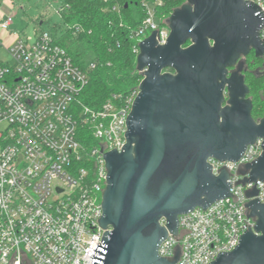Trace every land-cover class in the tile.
<instances>
[{
  "label": "built area",
  "instance_id": "built-area-1",
  "mask_svg": "<svg viewBox=\"0 0 264 264\" xmlns=\"http://www.w3.org/2000/svg\"><path fill=\"white\" fill-rule=\"evenodd\" d=\"M3 1L0 52L9 60L0 54V264H91L95 245L111 230L99 225L107 173L103 153L124 145L138 89L87 104L82 95L96 62L82 56L75 61L63 40L82 30L62 20L69 5L51 4L63 23L59 34L57 26L40 27L39 19L33 34L23 36L12 26L14 9L3 11ZM249 1L264 16V0ZM159 3L144 0V17L129 29L136 56L139 42L153 30L159 44L169 34L167 20L156 15ZM259 37L264 44V24ZM261 142L248 144L237 161L208 158L213 173L228 172L231 195L180 214L178 231L162 239L159 256L171 259L178 248L174 264H208L238 244L239 235L255 224L247 216L246 191L256 183L253 197L264 202V181L242 183L240 172L261 153Z\"/></svg>",
  "mask_w": 264,
  "mask_h": 264
},
{
  "label": "water",
  "instance_id": "water-1",
  "mask_svg": "<svg viewBox=\"0 0 264 264\" xmlns=\"http://www.w3.org/2000/svg\"><path fill=\"white\" fill-rule=\"evenodd\" d=\"M167 22L164 43L155 30L139 42L142 79L125 143L103 153L99 225L111 230L95 245L91 264H174L178 248L165 259L158 246L177 233L178 216L231 195L228 172L213 173L208 158L237 161L261 138V153L240 172L242 183L264 181V113L251 116L242 59L250 51L264 58L263 12L249 0H186ZM255 185L244 204L255 224L208 264H264V202L253 197Z\"/></svg>",
  "mask_w": 264,
  "mask_h": 264
},
{
  "label": "trees",
  "instance_id": "trees-1",
  "mask_svg": "<svg viewBox=\"0 0 264 264\" xmlns=\"http://www.w3.org/2000/svg\"><path fill=\"white\" fill-rule=\"evenodd\" d=\"M69 5L62 20L68 24H79L82 28L76 39L82 40L92 52L91 60L96 62L89 72V80L83 91V98L89 105H98L112 94L122 97L138 89L142 73L136 69V55L132 52L133 41L129 29L135 27L145 15L144 0H61ZM153 1V0H151ZM155 5L157 17L166 21L172 10L181 5V0H159ZM113 6H118L116 12ZM122 23V25H120ZM71 34L70 32H68ZM188 43V42H187ZM186 43V44H187ZM68 50L72 53L71 49ZM254 60L256 57L253 51ZM78 61L80 54H73ZM82 60L81 65H85ZM244 71V81L249 88L252 102L251 114L256 115L253 102L264 93V81L250 71Z\"/></svg>",
  "mask_w": 264,
  "mask_h": 264
},
{
  "label": "rangeland",
  "instance_id": "rangeland-1",
  "mask_svg": "<svg viewBox=\"0 0 264 264\" xmlns=\"http://www.w3.org/2000/svg\"><path fill=\"white\" fill-rule=\"evenodd\" d=\"M58 1V0H57ZM155 1V0H154ZM159 1V0H156ZM56 0H13V9L15 12L13 27L22 32V35L33 34V29L39 19H43L40 25L43 29L55 31V26L62 29V21L60 16L52 11L51 4L55 3ZM186 0H181V4L185 3ZM168 19V18H167ZM60 25V26H59ZM62 31V30H61ZM65 44L71 48L73 54H80L84 60H88L92 57V52L86 48L85 43L76 37L66 34L64 36ZM1 57L5 60H9L6 53H2ZM245 64L248 65L250 71H253L257 75L264 74V58L261 60H254L253 54L244 56ZM264 81V76L260 77ZM261 93L260 98L253 102L256 109V115L251 114L254 119H259L264 113V93L261 92V88L257 89ZM247 97L250 98L248 93Z\"/></svg>",
  "mask_w": 264,
  "mask_h": 264
},
{
  "label": "crops",
  "instance_id": "crops-1",
  "mask_svg": "<svg viewBox=\"0 0 264 264\" xmlns=\"http://www.w3.org/2000/svg\"><path fill=\"white\" fill-rule=\"evenodd\" d=\"M12 3H13L12 0H4L3 4L1 6L2 10L5 11V12L11 10L13 8ZM2 53H4V52L1 51L0 54L2 55Z\"/></svg>",
  "mask_w": 264,
  "mask_h": 264
},
{
  "label": "flooded vegetation",
  "instance_id": "flooded-vegetation-1",
  "mask_svg": "<svg viewBox=\"0 0 264 264\" xmlns=\"http://www.w3.org/2000/svg\"><path fill=\"white\" fill-rule=\"evenodd\" d=\"M244 58V57H243ZM243 62H244V66L247 68V66L245 65V61H244V59H243Z\"/></svg>",
  "mask_w": 264,
  "mask_h": 264
}]
</instances>
